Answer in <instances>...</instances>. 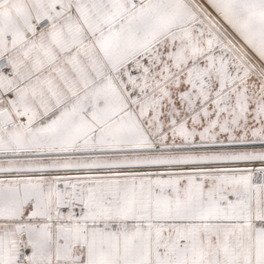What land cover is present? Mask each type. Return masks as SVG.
<instances>
[{
    "label": "snow or ice",
    "instance_id": "1",
    "mask_svg": "<svg viewBox=\"0 0 264 264\" xmlns=\"http://www.w3.org/2000/svg\"><path fill=\"white\" fill-rule=\"evenodd\" d=\"M0 264H264V0H0Z\"/></svg>",
    "mask_w": 264,
    "mask_h": 264
}]
</instances>
